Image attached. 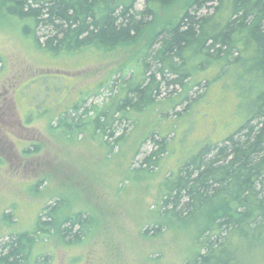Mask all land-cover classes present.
<instances>
[{
	"label": "rangeland",
	"instance_id": "obj_1",
	"mask_svg": "<svg viewBox=\"0 0 264 264\" xmlns=\"http://www.w3.org/2000/svg\"><path fill=\"white\" fill-rule=\"evenodd\" d=\"M180 4L157 11V28L174 19ZM148 37L110 50L56 55L0 10V254L12 235L34 231L43 207L57 200H63L60 220L83 212L89 225L78 242H65L56 232L35 245L33 240L29 264H183L196 250L201 223L165 219L159 199L183 163L246 121V99L223 79L197 86L205 72L193 69L184 87L163 88L149 107L120 114L114 138L90 123L73 131L56 126L85 99L86 107L108 102L121 75L133 74L128 67ZM164 138L167 150L157 166L146 168L143 159Z\"/></svg>",
	"mask_w": 264,
	"mask_h": 264
},
{
	"label": "trees",
	"instance_id": "obj_2",
	"mask_svg": "<svg viewBox=\"0 0 264 264\" xmlns=\"http://www.w3.org/2000/svg\"><path fill=\"white\" fill-rule=\"evenodd\" d=\"M177 1L181 12L157 28V11ZM1 9L20 20L26 34L33 33L39 48L56 55L115 49L149 35L128 67L133 74L121 75L108 102L89 107L87 99L79 102L57 119L64 130L90 123L114 138L120 114L149 107L163 88L184 87L193 69L205 72L197 86L209 88L223 79L246 99L251 104L246 121L172 173L158 206L167 220L201 223L196 250L183 264H264V0H143L141 8L137 0H0ZM155 142L142 161L149 169L167 150L166 138ZM62 206L57 200L43 207L34 231L1 244L0 264H29L32 241L53 232L65 242L80 241L90 217L77 212L62 221Z\"/></svg>",
	"mask_w": 264,
	"mask_h": 264
}]
</instances>
